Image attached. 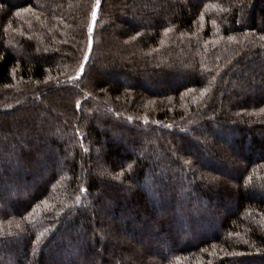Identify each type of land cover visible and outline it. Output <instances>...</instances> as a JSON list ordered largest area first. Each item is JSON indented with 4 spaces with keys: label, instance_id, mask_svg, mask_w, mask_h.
Instances as JSON below:
<instances>
[{
    "label": "trees",
    "instance_id": "1",
    "mask_svg": "<svg viewBox=\"0 0 264 264\" xmlns=\"http://www.w3.org/2000/svg\"><path fill=\"white\" fill-rule=\"evenodd\" d=\"M0 170V264H264V0H0Z\"/></svg>",
    "mask_w": 264,
    "mask_h": 264
},
{
    "label": "rangeland",
    "instance_id": "2",
    "mask_svg": "<svg viewBox=\"0 0 264 264\" xmlns=\"http://www.w3.org/2000/svg\"><path fill=\"white\" fill-rule=\"evenodd\" d=\"M6 162H7V164H6V171L5 172L11 173L9 170L13 169V157L11 156V159L7 158ZM2 174H4V172L0 170V177H2ZM0 180H2V178H0ZM9 181L11 183H13V174L12 173H11V178L9 179ZM0 196H4V199L6 200V199H8L7 197L13 196V191L8 189V187L4 188L2 185H0Z\"/></svg>",
    "mask_w": 264,
    "mask_h": 264
},
{
    "label": "water",
    "instance_id": "3",
    "mask_svg": "<svg viewBox=\"0 0 264 264\" xmlns=\"http://www.w3.org/2000/svg\"><path fill=\"white\" fill-rule=\"evenodd\" d=\"M96 14H97V13H96ZM96 14H95V15H96ZM95 23H96V21H94V24H95Z\"/></svg>",
    "mask_w": 264,
    "mask_h": 264
}]
</instances>
